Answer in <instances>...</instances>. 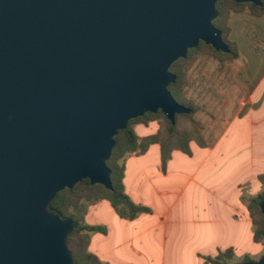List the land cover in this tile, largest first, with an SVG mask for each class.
Listing matches in <instances>:
<instances>
[{
  "label": "water",
  "instance_id": "water-1",
  "mask_svg": "<svg viewBox=\"0 0 264 264\" xmlns=\"http://www.w3.org/2000/svg\"><path fill=\"white\" fill-rule=\"evenodd\" d=\"M219 1L0 0V264H76L74 222L49 205L84 179L113 189L107 161L132 119L191 113L170 68L200 42L230 52Z\"/></svg>",
  "mask_w": 264,
  "mask_h": 264
},
{
  "label": "crops",
  "instance_id": "crops-1",
  "mask_svg": "<svg viewBox=\"0 0 264 264\" xmlns=\"http://www.w3.org/2000/svg\"><path fill=\"white\" fill-rule=\"evenodd\" d=\"M231 21V39L239 53L231 68L233 81L225 76L231 71L226 66L216 96L210 83L200 81L195 88L198 97L191 99L207 108L214 98L220 101L215 118L204 111L197 114L205 145L191 142V154L174 150L165 167L158 143L143 154L126 157L125 192L148 213L129 220L107 200L89 207L86 223L104 232L91 235L88 249L103 264H212L204 254L215 258L224 248L258 245L248 199L264 189L258 178L264 173V148L255 163L258 150L253 143L247 163L241 164L235 156L238 147L223 143L241 128H247L245 133L254 140L264 138V16L243 12ZM237 121L247 124L236 126ZM143 125L146 130L140 134L134 128L140 137L159 127L155 122ZM188 243H193L190 254Z\"/></svg>",
  "mask_w": 264,
  "mask_h": 264
},
{
  "label": "trees",
  "instance_id": "trees-1",
  "mask_svg": "<svg viewBox=\"0 0 264 264\" xmlns=\"http://www.w3.org/2000/svg\"><path fill=\"white\" fill-rule=\"evenodd\" d=\"M261 1V6H256L252 3H236L231 0L217 3L216 7L219 15L215 19L214 25L222 32L224 42L229 46L230 52L217 51L204 42H200L198 47L188 51L186 58L179 59L172 64L170 71L176 75V81L168 86V90L178 103L190 108L191 113L176 115L175 123L173 124L162 111L157 113L149 112L141 117L132 119L125 130H120L114 138L116 143L111 158L107 161V166L111 170L112 190L105 188L101 184L93 185L88 179H84L74 188L65 189L58 193L51 202L49 210L59 214L62 218H71L74 222V229L68 237V244L76 264H103L88 249L91 235L95 232H104L103 227L88 225L85 221V216L91 205L99 200H107L121 218L129 220L149 212L146 206L135 203L125 192L123 179L127 156L143 154L150 145L158 143L161 150L162 165L165 167L174 150L191 154V142H195L199 146L205 145L201 125L195 116L199 106L193 100H189L183 91L187 85L183 64L188 63L191 54L197 50L199 51L202 47L208 49L220 60L236 59L239 55L237 44L228 39L230 34V28L227 24L229 16L246 8L254 16H264V0ZM149 121H157L159 125L157 132L145 137L138 136L133 125L135 123L148 125ZM259 181L264 185L263 175L259 177ZM263 200L264 190L253 198L248 205L250 217L254 226H256V242L264 240V215L260 209V202ZM234 256L233 250L228 249L225 252H220L215 258L208 257L206 259L213 264H229L228 261L233 259ZM247 260H250L248 256L244 261Z\"/></svg>",
  "mask_w": 264,
  "mask_h": 264
},
{
  "label": "rangeland",
  "instance_id": "rangeland-1",
  "mask_svg": "<svg viewBox=\"0 0 264 264\" xmlns=\"http://www.w3.org/2000/svg\"><path fill=\"white\" fill-rule=\"evenodd\" d=\"M243 12H250L248 10V8L243 9L242 11L238 12V13H232L229 16V20L227 22L229 28H230V34L228 36V39L230 41H232L231 39V33H232V21L231 19L239 14H242ZM234 60H220L218 57H216L213 53H211L208 49L202 47L199 51H195L191 54L190 56V60L188 63L183 64V71L184 74L186 75V79H187V85L185 87V89L183 90L185 93V96L191 100L194 97H198V92L195 88L198 89V83L201 81L204 83H210V87L209 90L211 91L212 94H214V96H216V92L217 87L218 86H223V81L225 80L224 78V74H225V67L229 66L230 68V72L225 75L228 77L229 81H233V75H232V70L231 69L233 66L232 64ZM220 84V85H219ZM204 90L206 91L208 89V87L206 85H204ZM217 103H220V101L216 98L213 99V104L210 105L209 108H207L206 105H201L199 106V110L196 113V117L198 116V112L204 111L205 115H212L215 118V113L218 108H221L220 105H217ZM211 109V110H208ZM155 122L157 125V121H149V123ZM148 123V124H149ZM245 123V121H237L236 122V126H243ZM136 127V131L140 134L141 131L146 130V127L143 125V123H135L133 125V128ZM159 126V125H158ZM157 126V127H158ZM247 126V125H245ZM158 129V128H157ZM247 128H241V130H238V133L235 135L236 137L233 138H224V143L223 144H229V145H234L238 147V150L235 154L236 156V161L241 162V164H244L248 157H249V153H248V147L253 145V143L256 145L257 147V154H255L256 158H258L256 160L255 163H257L259 161V157H261L263 154L261 153V149L264 148V138L261 139L256 138L255 140L251 137L248 136V134H246L245 132ZM148 130V129H147ZM239 134V135H238ZM247 163V162H246ZM259 165V164H258ZM264 176V173L259 175L260 176ZM258 177V178H259ZM264 190V189H263ZM262 190V191H263ZM256 196L252 197L251 199H248V197L246 196L245 200H249L250 201L255 198ZM247 200V203H248ZM254 228H256V226H254ZM258 245L256 246H249L247 244H243L241 245L240 249H237L239 247L235 246L234 248H224V250H219L218 252H225L228 249L233 250L234 252V257L233 259H230L228 262L229 264H236V263H241L244 261V259L248 256L250 258V260L253 261H258L260 260L262 257H264V240H262L261 242H257ZM251 247V248H250ZM193 248V243H188L187 248H186V252L188 254L191 253ZM248 248V249H247ZM210 250V249H209ZM208 249L206 250L207 252L209 251ZM205 253V252H204ZM208 256H205L204 254V258H207ZM210 257V256H209ZM214 258V257H212ZM190 264H196V262L191 261ZM213 264V263H212Z\"/></svg>",
  "mask_w": 264,
  "mask_h": 264
}]
</instances>
